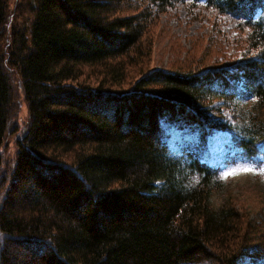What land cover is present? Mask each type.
I'll list each match as a JSON object with an SVG mask.
<instances>
[{"label":"trees","instance_id":"trees-1","mask_svg":"<svg viewBox=\"0 0 264 264\" xmlns=\"http://www.w3.org/2000/svg\"><path fill=\"white\" fill-rule=\"evenodd\" d=\"M129 2L0 0V149L17 89L29 107L12 162L0 151V264H264V217L214 199L209 143L230 132L226 164L264 156V0ZM178 2L236 19L241 56L123 87L155 11ZM88 69L104 82H79Z\"/></svg>","mask_w":264,"mask_h":264},{"label":"rangeland","instance_id":"rangeland-1","mask_svg":"<svg viewBox=\"0 0 264 264\" xmlns=\"http://www.w3.org/2000/svg\"><path fill=\"white\" fill-rule=\"evenodd\" d=\"M129 1L127 4L136 6L135 9H140L145 0ZM11 3L14 8L17 0H11ZM241 33L243 34L241 38L245 41L246 30L238 29L236 19L229 15H217L215 11L204 5L193 6L189 2H178L165 11H155L152 22L148 26V33L142 42L141 55L143 54V56L140 60L138 59V62L133 61L127 67L123 87L132 86L142 74L151 73L155 70L163 72L180 70L194 73L198 69L217 64L222 65L223 62L228 61L227 59L230 58L231 54L240 57L237 38L239 39ZM101 70H86L79 82L90 84L93 87L98 86L100 82H104L101 77ZM16 94L18 95L16 96L17 101H21V99L23 101L20 105L21 109L19 107L17 109L18 116L13 122L21 126L18 132L8 133L4 146L0 149L4 158L11 162L17 151V138L26 129L25 125L28 122V107L22 91ZM19 96L20 99H18ZM19 104L18 101L17 105L19 106ZM219 105L215 103L214 106L218 107ZM216 113V111L213 112L214 115ZM222 115L224 119L234 122L233 112L230 108L223 107ZM209 143L213 152L210 161L225 164L223 170V177L226 180L225 190L215 194L214 199L220 203H234L246 215L249 225L250 222L255 221L259 224L258 217L260 214L264 217L263 154L259 155V161L239 160L235 163L226 164V151L231 149L229 146L232 145L230 132L221 131L212 135ZM244 168H252L253 170L244 171ZM247 235L250 237L252 234H245L244 236ZM200 264L222 263L218 260H208ZM239 264L249 263L247 259H244Z\"/></svg>","mask_w":264,"mask_h":264},{"label":"bare ground","instance_id":"bare-ground-1","mask_svg":"<svg viewBox=\"0 0 264 264\" xmlns=\"http://www.w3.org/2000/svg\"><path fill=\"white\" fill-rule=\"evenodd\" d=\"M145 1H146V0H145ZM145 1H144V2H145ZM191 1H192V0H191ZM194 1H195V0H194ZM214 9H216V7H215ZM217 9H219V8L217 7ZM8 10H9V9H8ZM241 11H242V10H241ZM232 14H233V13H232ZM236 16H237V15H236ZM238 16H239V15H238ZM5 19H6V18H5ZM238 19L241 20V18H238ZM244 21H245V20H244ZM22 22H23V21H22ZM246 23H247V22H246ZM241 24H242V23H241ZM244 24H245V23H243L242 25H244ZM19 25L21 26V24H19ZM245 25H246V24H245ZM245 25H244V26H245ZM22 26H23V25H22ZM249 28H250V27H249ZM247 30H248V29H247ZM246 40H247V38H246ZM247 44H248V43H247ZM247 47H248V46H247ZM252 49H253V48H251V50H252ZM249 51H250V50H249ZM250 52H252V51H250ZM248 56H249V55H248ZM248 58H249V57H248ZM153 70H154V69H153ZM153 70H152V71H153ZM148 72H149V71H148ZM8 75H9V74H8ZM10 75H11V76L9 77V79L13 78V77H12V74H10ZM19 76H20V75H19ZM19 76H17V77L20 78ZM13 79H14V78H13ZM11 80H12V79H11ZM14 80H15V79H14ZM16 80H17V79H16ZM16 80H15V81H16ZM19 80H21V78H20ZM19 80H17V82H18ZM15 81H14V82H15ZM21 82H22V81H21ZM17 84H19V82H18ZM11 86H13V85H12V82H11ZM20 86H21V83H20ZM22 87H23V86H22ZM12 88H13V87H12ZM22 90H23V89H22ZM14 91H16V90H14ZM19 91H20V90H18V92H17V91H16V92L19 93ZM20 92H21V91H20ZM14 93H15V92H14ZM24 93H25V91H24ZM20 95H21V94H20ZM15 96H18V95L15 93ZM15 96H14V97H15ZM25 97H26V96H25ZM15 98H16V97H15ZM18 99H20V96L18 97ZM25 100H26V99H25ZM18 101H20V100H18ZM18 101H17L16 104H18ZM22 101H23V99H21V101L19 102V103H20L19 106L17 105V109H19V108H20V105H22V104H21ZM18 107H19V108H18ZM28 108H29V107H28ZM20 109H21V108H20ZM28 110H29V109H28ZM17 112H18V111H17ZM28 114H29V111H28ZM20 126H21V125L19 124V127H20ZM25 126H26V125H25ZM25 128H26V127H25ZM174 135H175V134H174ZM167 136H168V135H167ZM172 137H173V136H172ZM176 138H177V136H176ZM176 138H175V139H176ZM170 140H171V138H170ZM171 141H173V140H171ZM177 144H178V143H177ZM175 147H177V146H175ZM5 190H6V189H5ZM0 203H1V202H0ZM263 240H264V239H263ZM263 240H262V241H261V240H256V241H258V242H259V241L263 242ZM251 244H252V243H251ZM252 245H253V244H252ZM254 246H255V245H254ZM260 248H262V246H260ZM260 248L258 249V247H257V249H258L257 254H258V253L261 254V251H262V250L259 251ZM262 252H263V251H262Z\"/></svg>","mask_w":264,"mask_h":264},{"label":"snow or ice","instance_id":"snow-or-ice-1","mask_svg":"<svg viewBox=\"0 0 264 264\" xmlns=\"http://www.w3.org/2000/svg\"><path fill=\"white\" fill-rule=\"evenodd\" d=\"M243 170L244 171H252L253 169L252 168H244Z\"/></svg>","mask_w":264,"mask_h":264}]
</instances>
